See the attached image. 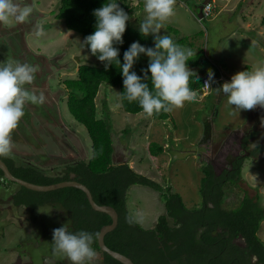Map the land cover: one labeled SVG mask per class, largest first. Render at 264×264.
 <instances>
[{
  "label": "rangeland",
  "instance_id": "obj_1",
  "mask_svg": "<svg viewBox=\"0 0 264 264\" xmlns=\"http://www.w3.org/2000/svg\"><path fill=\"white\" fill-rule=\"evenodd\" d=\"M202 1L176 0L174 15L164 22L160 34H170L168 27H173L176 37L182 38V44L193 40L197 45L195 51L202 56L203 67L207 72L211 69L214 77L221 71L231 79L245 65L249 71L264 66V0L251 3L214 0L211 15L196 20ZM17 2L30 4L33 14L24 23L14 20L0 23V62L12 60L33 65L35 80L24 87L37 95L43 93L45 102L25 104V115L11 134V155L17 154L49 173H56L62 169L58 164L87 159L91 154V141L85 127L67 110L63 79L74 77L81 63L100 62L82 45L83 39L55 17L58 0ZM120 2L130 16L128 22L140 26L146 17L145 0ZM36 26L43 27L42 36L35 35ZM222 84H210L214 91L213 103L206 102L204 97L198 100L207 94L209 88L205 87L197 91L196 101L182 109L173 108L176 109V114L171 112L176 118V129L169 119L157 121L144 112L124 111L118 88L101 84L95 103L100 117H105L101 102L107 103L112 161L127 162L161 185L171 186L186 205L192 206L201 200L200 166L209 163L213 171L219 173L228 167L232 157L239 155L243 157L240 185L250 194L257 192L264 206V108L235 109L227 103V96L216 89ZM150 140L162 144L164 149L154 159L146 149ZM257 145H262V149L252 155ZM15 189V184L4 187L0 181V264H71L64 255L54 254L52 250L53 229L63 226L56 223L61 220L63 211L41 205L29 212L26 207L15 206L10 201ZM236 198L231 194L226 201L234 202ZM126 206L134 219L137 212L143 214V221L139 223L143 228H151L164 211L159 192L140 184H132L127 190ZM56 214H60L59 217ZM257 234L264 241V220ZM96 253L97 257L86 264H101L100 255Z\"/></svg>",
  "mask_w": 264,
  "mask_h": 264
},
{
  "label": "trees",
  "instance_id": "obj_2",
  "mask_svg": "<svg viewBox=\"0 0 264 264\" xmlns=\"http://www.w3.org/2000/svg\"><path fill=\"white\" fill-rule=\"evenodd\" d=\"M248 1L251 3L253 0ZM108 2L113 0H58L54 13L56 18L62 19L66 28L76 32L84 41L85 37L96 30L94 10ZM114 2L121 4L120 0ZM211 13L212 10L210 15ZM168 28L171 33L167 35L174 43L189 48L194 53L187 63L199 76L198 80L193 76L189 81L190 88L197 90L208 77L202 56L195 51L197 45L193 40L182 44V38L176 37V30L173 27ZM122 39L123 44L114 45L120 50L118 58L121 65L123 53L133 42L139 41L145 47H154V37L142 36L139 26L129 22ZM85 46L92 55L90 46ZM92 56L97 58L96 55ZM98 62L100 63H81L77 66L74 77L63 79L67 110L74 120L85 127L91 141L90 156L87 159L60 163L58 166L62 169L56 173H49L40 165L17 154L1 157L11 173L39 184L63 179H75L84 183L95 202L109 204L117 212V224L104 235V243L130 257L134 264H264V241L257 234L260 222L264 220V206L260 204L257 192L250 194L240 185L243 157H232L228 168L219 173H215L209 163L201 165L202 175L198 180L201 200L192 206L186 205L181 195L173 191L171 186L161 185L135 171L127 162L112 161L113 141L106 101L101 102L105 117L97 116L95 96L99 85L118 88L120 105L124 111L132 114L144 111L139 101L129 103L122 98L124 85L121 66L114 61L106 69V62ZM148 64L149 58L141 54L132 71L143 77L142 70H146ZM242 69L250 70L247 65ZM148 76L146 83L149 90L154 91L150 72ZM211 98L210 95L206 102L211 103ZM187 104L191 102L186 101L180 108H185ZM171 112L176 114V109L170 112L161 110L152 117L157 121L169 119L176 129V118ZM146 149L149 157L153 159L164 151L162 144L154 140L148 141ZM261 149L262 145H257L251 154L254 155ZM0 181L4 187L16 185V189L10 194V201L15 206L26 207L29 212L41 205L61 209V220H56V223L65 225L73 233H92V247L99 253L101 264H122L98 247L96 234L101 225L110 222V218L106 213L92 209L83 191L72 186L47 191L31 190L5 179L1 170ZM132 184L144 185L158 191L163 201L164 211L157 216L151 228H143L139 223L130 224L126 220L127 217H132L126 206L127 190ZM231 194L237 197L236 200L226 201ZM59 215L56 214L58 217ZM253 257L257 259L254 260Z\"/></svg>",
  "mask_w": 264,
  "mask_h": 264
},
{
  "label": "clouds",
  "instance_id": "obj_3",
  "mask_svg": "<svg viewBox=\"0 0 264 264\" xmlns=\"http://www.w3.org/2000/svg\"><path fill=\"white\" fill-rule=\"evenodd\" d=\"M214 2V0L202 1L199 5L200 15H195L196 20L210 16L211 10L215 7ZM207 4L210 5V9L205 15L203 8ZM175 5L176 0H145L146 17L140 23L139 31L144 37L149 35L154 37V47H145L139 41L133 42L123 53L122 65L118 58L120 50L114 45L123 44L122 37L130 16L114 0L94 10L96 30L85 37L82 45L90 46L92 55H96L101 62H106V69L114 61L121 66L124 85L122 98L129 103L139 101L144 113L149 117L161 110L170 112L173 108L183 107L186 101H196L197 91L205 87L209 88L207 94L198 97V100L213 96L211 85L214 82L223 83L216 89L227 96V103L235 109L253 110L258 106L264 108V66L254 67L251 71H239L231 79L221 71L214 77V72L209 69L203 86L197 90L190 88V78L194 76L195 80L199 79L198 74L190 69L187 63L189 57L194 55L193 51L177 45L169 35L160 34L164 22L174 15ZM32 14L33 7L30 4H21L17 0H0V23L8 24L13 20L24 23ZM43 34V27L36 26L35 35L39 37ZM141 54L149 58L148 68L142 70L143 77L132 71L134 63ZM35 72L36 68L28 63H17L12 60L0 62V158L9 157L12 153L11 134L25 115V104L45 102L43 93L37 95L24 87L33 83ZM149 72L154 91H150L146 83ZM137 172L141 171L137 170ZM126 220L130 224L140 223L143 221V214L137 212L135 219L127 217ZM93 243L94 235L87 231L73 233L68 231L65 225L53 229V253L64 255L71 264H86V261L94 260L97 253L92 247ZM253 259L257 258L253 257Z\"/></svg>",
  "mask_w": 264,
  "mask_h": 264
},
{
  "label": "water",
  "instance_id": "obj_4",
  "mask_svg": "<svg viewBox=\"0 0 264 264\" xmlns=\"http://www.w3.org/2000/svg\"><path fill=\"white\" fill-rule=\"evenodd\" d=\"M206 1L207 0H204L203 2H206ZM198 14L200 15V12H198ZM75 58L77 59V57H75ZM0 170L2 171V175L5 179L13 181L19 185H22V186L28 188V189H31V190L47 191V190H52V189H56V188H60V187H64V186H72V187H76V188L80 189L81 191H83L90 207L94 210L106 213L110 218V222L101 225L97 234H96V242H97V245L100 248V250L106 252L108 255H110L114 259L118 260L122 264H134V262L131 260L130 257H128L127 255H125V254H123L117 250L109 248L104 243V240H103L104 235L108 231L112 230L117 224V212L109 204H100V203L95 202L92 198V195H91L89 188L84 183H82L78 180H75V179H63L60 181L51 182V183H47V184L34 183V182L25 180L21 177H18V176H15L14 174H12L11 171L9 170L7 164L1 158H0Z\"/></svg>",
  "mask_w": 264,
  "mask_h": 264
},
{
  "label": "built area",
  "instance_id": "obj_5",
  "mask_svg": "<svg viewBox=\"0 0 264 264\" xmlns=\"http://www.w3.org/2000/svg\"><path fill=\"white\" fill-rule=\"evenodd\" d=\"M209 9H210V5L209 4L204 6L203 12H204L205 15L209 12Z\"/></svg>",
  "mask_w": 264,
  "mask_h": 264
},
{
  "label": "flooded vegetation",
  "instance_id": "obj_6",
  "mask_svg": "<svg viewBox=\"0 0 264 264\" xmlns=\"http://www.w3.org/2000/svg\"><path fill=\"white\" fill-rule=\"evenodd\" d=\"M31 132H33V131H31ZM55 157H57L58 155H54Z\"/></svg>",
  "mask_w": 264,
  "mask_h": 264
},
{
  "label": "crops",
  "instance_id": "obj_7",
  "mask_svg": "<svg viewBox=\"0 0 264 264\" xmlns=\"http://www.w3.org/2000/svg\"><path fill=\"white\" fill-rule=\"evenodd\" d=\"M241 68V67H240Z\"/></svg>",
  "mask_w": 264,
  "mask_h": 264
}]
</instances>
